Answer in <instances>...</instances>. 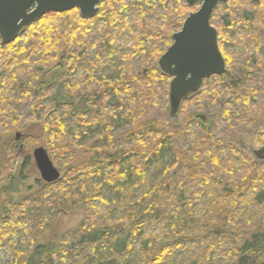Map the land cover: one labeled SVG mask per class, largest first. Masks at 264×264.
<instances>
[{
  "label": "trees",
  "instance_id": "16d2710c",
  "mask_svg": "<svg viewBox=\"0 0 264 264\" xmlns=\"http://www.w3.org/2000/svg\"><path fill=\"white\" fill-rule=\"evenodd\" d=\"M218 9L226 72L183 102L178 121L158 62L194 10L183 0H103L93 20L49 13L15 43L0 41L5 264H173L179 250L189 264H264V162L249 147L264 143V0ZM235 31L241 48L228 53L222 41ZM34 127L63 173L24 189L20 146ZM78 210L79 226L55 234L56 214Z\"/></svg>",
  "mask_w": 264,
  "mask_h": 264
},
{
  "label": "water",
  "instance_id": "95a60500",
  "mask_svg": "<svg viewBox=\"0 0 264 264\" xmlns=\"http://www.w3.org/2000/svg\"><path fill=\"white\" fill-rule=\"evenodd\" d=\"M103 0H0V41L2 46L15 43L25 30L49 13H66L78 9L85 20L98 16ZM199 10L186 17L180 31L172 36L173 44L160 58V71L169 76V114L178 121L183 102L201 92L205 81L226 72V61L220 49L219 32L212 25L213 16L221 4L229 0H183ZM259 4L261 0H251ZM21 134H17V139ZM257 161L264 162V143L252 149ZM33 157L42 180L53 184L61 179L45 147L37 148Z\"/></svg>",
  "mask_w": 264,
  "mask_h": 264
},
{
  "label": "rangeland",
  "instance_id": "374dc122",
  "mask_svg": "<svg viewBox=\"0 0 264 264\" xmlns=\"http://www.w3.org/2000/svg\"><path fill=\"white\" fill-rule=\"evenodd\" d=\"M155 1H157V0H155ZM198 10H199V5L194 7V10L191 12H196ZM217 10H219V9H217ZM133 20H134V17L131 16L129 18L130 24H133ZM241 26H239L236 29L239 30ZM181 28H182V26H181ZM241 32L242 31H235V32H231L229 36L228 35L225 36V38L222 41V44H223L225 51H227L228 53H235L237 50H239L241 48L239 45L240 39L242 36ZM96 34H97V32H96ZM96 34L94 36H96ZM118 42L123 45L125 51L132 53L131 37H129L128 34H125V33L121 34L119 36ZM219 44H220V42H219ZM220 49H221V46H220ZM146 56L147 55L145 53L140 55V57L137 58L138 63H140L141 60L143 58H145ZM139 60H140V62H139ZM120 64L121 63H120V60L118 58L114 59V61L109 62L108 67H106L104 69V73L106 75H109V76L116 74ZM39 133H40L39 127L32 128L29 131V134L31 135L30 141L22 143L20 146L21 160L23 158L24 159L29 158V166L26 170V179L24 181V186H23L24 189L29 185H35V182H36L35 179H37V178L41 179L40 172H39V170L35 164V160L33 157V153L37 148L42 147V146L44 147L42 142L36 143L37 141H35L36 138L39 136ZM20 134H21V136L23 135V133H20ZM15 137L17 138V135H15ZM18 140H20V139H18ZM249 147L254 148V149L260 148V146H254L253 144H249ZM9 150L10 149L6 146H3L0 148V164H3L7 160V158L9 157ZM54 164L61 171V173H63L61 165L58 164L57 162H54ZM15 188H17V187H15ZM37 190H38V188L35 189V192ZM141 193H142L141 190H137L135 192L136 195H139ZM56 218H57V221L55 222L54 233L58 234V236H59V235L65 234L68 231H71V230L75 229L76 227H78L84 217H83V213L81 212V210H78V211L70 213V214H56ZM24 240H25L24 244L28 245V238L26 236H24ZM0 255H1V261L0 262L2 264L12 263L11 254H10V251L8 250L7 247H3V249L0 252ZM191 255L192 254L190 251L179 250L176 253L173 264H189Z\"/></svg>",
  "mask_w": 264,
  "mask_h": 264
}]
</instances>
